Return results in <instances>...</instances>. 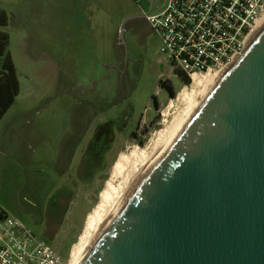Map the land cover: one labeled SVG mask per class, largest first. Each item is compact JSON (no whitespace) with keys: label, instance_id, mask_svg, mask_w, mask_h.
I'll use <instances>...</instances> for the list:
<instances>
[{"label":"rangeland","instance_id":"rangeland-1","mask_svg":"<svg viewBox=\"0 0 264 264\" xmlns=\"http://www.w3.org/2000/svg\"><path fill=\"white\" fill-rule=\"evenodd\" d=\"M152 2L0 0L19 84L15 103L0 124V206L63 259L113 158L121 148L145 143L188 84L175 74L161 51L159 32L145 20ZM97 7L103 9L98 8V16ZM126 13L136 16L125 23L124 46L119 28ZM113 62H120L119 71ZM121 118L120 145L102 174L93 185L79 183L84 173L77 175V160L67 157L90 125ZM75 175L77 185L63 216L47 228L44 210L50 193L59 185L71 186Z\"/></svg>","mask_w":264,"mask_h":264},{"label":"water","instance_id":"water-1","mask_svg":"<svg viewBox=\"0 0 264 264\" xmlns=\"http://www.w3.org/2000/svg\"><path fill=\"white\" fill-rule=\"evenodd\" d=\"M243 47L77 264H264V21ZM100 162L78 169L92 181Z\"/></svg>","mask_w":264,"mask_h":264},{"label":"built area","instance_id":"built-area-1","mask_svg":"<svg viewBox=\"0 0 264 264\" xmlns=\"http://www.w3.org/2000/svg\"><path fill=\"white\" fill-rule=\"evenodd\" d=\"M145 20L162 39L173 69L193 75L222 70L244 50L243 43L264 21V0H167ZM0 264H69L16 218L0 221Z\"/></svg>","mask_w":264,"mask_h":264},{"label":"bare ground","instance_id":"bare-ground-1","mask_svg":"<svg viewBox=\"0 0 264 264\" xmlns=\"http://www.w3.org/2000/svg\"><path fill=\"white\" fill-rule=\"evenodd\" d=\"M222 70L193 75L190 82L180 90L177 100L169 103L163 114L164 119L148 140L119 150L71 242L69 264L79 262L138 174L148 169Z\"/></svg>","mask_w":264,"mask_h":264},{"label":"flooded vegetation","instance_id":"flooded-vegetation-1","mask_svg":"<svg viewBox=\"0 0 264 264\" xmlns=\"http://www.w3.org/2000/svg\"><path fill=\"white\" fill-rule=\"evenodd\" d=\"M157 1H155V7L160 8L165 5L167 0H160V5H157ZM133 13H126L125 17L133 16ZM134 19V17L129 18L128 21ZM127 21V22H128ZM126 56V51H125ZM115 65V69L120 70V62H113ZM109 66V65H108ZM124 67V66H122ZM106 121V122H103ZM102 122V123H101ZM125 125V120L121 118L117 123H114L111 119H102L99 120L94 126L90 125L84 136L80 138L78 142V147L75 151L67 157L66 160H77V168L76 174L79 175L81 172L78 169V164L80 160H102L99 164V170L95 173V176L92 181L89 180L90 174L83 175L82 179L79 183H83L88 181V184L93 185L94 180L97 179L103 171L105 161L108 160L115 148L120 145L122 136H123V126ZM90 128V130H89ZM101 144V146L98 144ZM98 145V146H97ZM100 146V147H99ZM98 148L97 155L96 149ZM90 152L95 156L89 157L87 154ZM99 156V157H98ZM76 175L74 176V181H71L69 185H59L55 188L53 192L50 193L47 201H46V209L44 210L46 226H53L58 220L61 219L63 213L65 211L66 203L69 201V198L72 194V187L74 188L77 185ZM87 184V186H88ZM52 231L49 230L47 232V237L50 238Z\"/></svg>","mask_w":264,"mask_h":264},{"label":"trees","instance_id":"trees-1","mask_svg":"<svg viewBox=\"0 0 264 264\" xmlns=\"http://www.w3.org/2000/svg\"><path fill=\"white\" fill-rule=\"evenodd\" d=\"M99 6V5H98ZM98 8L97 7V16H98ZM101 11L103 9L101 8ZM101 14V13H99ZM123 14V13H122ZM8 25V16L5 11L0 10V73L4 78L5 82H10L11 89H12V96L11 101L9 100L6 104H4V112L7 107L12 104L14 101V97L17 95V76L14 64L12 59L7 51L9 45V34L4 28ZM99 25V22H98ZM174 72L177 76L183 79V82L189 83L190 78L185 76L181 71L174 69Z\"/></svg>","mask_w":264,"mask_h":264},{"label":"crops","instance_id":"crops-1","mask_svg":"<svg viewBox=\"0 0 264 264\" xmlns=\"http://www.w3.org/2000/svg\"><path fill=\"white\" fill-rule=\"evenodd\" d=\"M18 92H19V84H18V79H17V95L14 97V101L12 102L10 107L8 106L7 107L8 109H6L4 112V106H5L4 104H6L9 100L11 101L12 89H11L10 82H5L4 78L2 77L0 73V124L2 120L4 119V117L6 116V114L11 109L12 105L15 103V99L18 96Z\"/></svg>","mask_w":264,"mask_h":264}]
</instances>
